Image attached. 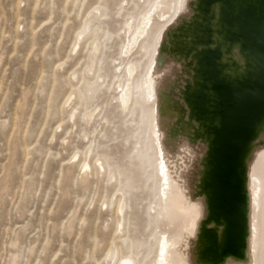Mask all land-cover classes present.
<instances>
[{
	"label": "rangeland",
	"instance_id": "obj_1",
	"mask_svg": "<svg viewBox=\"0 0 264 264\" xmlns=\"http://www.w3.org/2000/svg\"><path fill=\"white\" fill-rule=\"evenodd\" d=\"M222 35L218 4L202 15L198 0H0V264H157L163 238L176 245L170 264H209V137L185 99L206 46H220L224 74H244ZM244 167L247 230L258 240L255 264H264V212L249 196L257 178L264 182V123Z\"/></svg>",
	"mask_w": 264,
	"mask_h": 264
},
{
	"label": "water",
	"instance_id": "obj_2",
	"mask_svg": "<svg viewBox=\"0 0 264 264\" xmlns=\"http://www.w3.org/2000/svg\"><path fill=\"white\" fill-rule=\"evenodd\" d=\"M215 3L224 52L236 46L246 68L240 77H230L223 73L220 46L202 48L195 58L196 87L185 99L209 137L202 196L204 223H211L204 229L205 258L211 264L222 262L225 256H245L244 157L256 128L264 123V0H198L199 12L208 14ZM209 42L210 38L205 43Z\"/></svg>",
	"mask_w": 264,
	"mask_h": 264
},
{
	"label": "bare ground",
	"instance_id": "obj_3",
	"mask_svg": "<svg viewBox=\"0 0 264 264\" xmlns=\"http://www.w3.org/2000/svg\"><path fill=\"white\" fill-rule=\"evenodd\" d=\"M150 21H151V19L148 16H145L142 18L141 23H140L141 26L135 30V32L133 34L134 36L131 37V38H133V42H136V40H137V37H135V35L139 36V35H142L144 33V31H145L146 27L149 25ZM162 44H164V45L166 44L164 40H163ZM163 51H164V48L162 46L160 49L157 50L158 54L154 55V57L152 59L153 60L152 63L155 65V67H154V70L152 71L150 77L148 78V80L145 83L147 85V90H150V87L152 86L153 82L157 81L156 75L158 73V67L162 63ZM131 72H132V69L129 70V73H131ZM122 92H123V95L121 96L120 101L123 104H127L128 96H129V90L128 89L126 91L122 90ZM165 108L161 107L159 109V114H158V118H157L158 130H157V132H155V135H157V142H159L158 148H156V149H158V154H159L157 156L158 162H159V164H158L159 172L161 173V180L165 181V184H163V186L169 185L168 175H167L169 158H168L167 153H166V147H165L164 139H163V137L165 135L164 134L165 133L164 126L166 125V123H168L167 121L169 119L168 115H167V111ZM169 114H170V112H169ZM89 115H87V116H89ZM159 174H158V176H160ZM256 181H257V185L253 184L254 191L249 196L252 198L251 199L252 204L257 206L260 210V213L262 214L264 212V182H260V180L258 178L256 179ZM163 195L166 197L167 192L164 191ZM248 211L251 213V207L250 206L248 208ZM247 232L249 233V236H246L245 256L242 259H236V258H232L230 256L224 257L222 262H220L218 264H255L256 249H257V245H258V240L256 239V236L253 235V233L251 232L250 229H248ZM199 233H200V231L198 232V234ZM174 247H176L175 244L169 242L166 238H163L162 243H160V245L158 247L157 258H159V260H157V264H170L172 261L171 257L173 254ZM182 256H183L182 252L178 253L179 258H181ZM118 264H135V262H134L133 258L126 257V258L120 259L118 261ZM209 264H211V263H209Z\"/></svg>",
	"mask_w": 264,
	"mask_h": 264
}]
</instances>
